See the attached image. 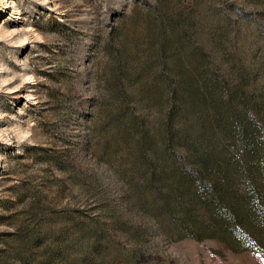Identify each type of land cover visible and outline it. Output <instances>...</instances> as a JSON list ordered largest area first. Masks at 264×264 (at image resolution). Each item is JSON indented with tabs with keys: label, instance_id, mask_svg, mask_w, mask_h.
<instances>
[{
	"label": "rangeland",
	"instance_id": "rangeland-1",
	"mask_svg": "<svg viewBox=\"0 0 264 264\" xmlns=\"http://www.w3.org/2000/svg\"><path fill=\"white\" fill-rule=\"evenodd\" d=\"M211 1L0 0V264H264V249L224 227L174 155H155L163 88L148 6L194 11L226 78L255 57L264 81L255 25L239 18L264 13V0H226L224 50ZM119 61L123 90L146 120L142 135L108 81ZM221 132L213 122L206 144L224 182L232 149ZM147 136L154 148L142 146ZM196 138L186 129L174 145ZM257 235L264 242V229Z\"/></svg>",
	"mask_w": 264,
	"mask_h": 264
},
{
	"label": "trees",
	"instance_id": "trees-1",
	"mask_svg": "<svg viewBox=\"0 0 264 264\" xmlns=\"http://www.w3.org/2000/svg\"><path fill=\"white\" fill-rule=\"evenodd\" d=\"M224 3L226 0L211 1L216 19L214 28L222 31L217 46L220 50H224ZM226 7L225 16L230 20L233 8ZM147 11L155 28L152 60L163 88L158 96L162 106L158 121L161 147L155 155H174L181 174L209 194L211 203L224 217V227L248 249L262 250L264 242L257 231L264 229V81L256 78V73L263 67L258 62L256 65L251 55V64L240 62L229 80L224 74V62L214 61L198 37L194 11L173 13L172 10L170 15V10L155 4L148 6ZM241 13L242 21L255 25L260 39L257 48L260 57H264V13ZM232 25L237 35L238 22ZM121 68L119 61L116 69L109 72L108 81L115 80L118 92L114 96L120 110L142 135L140 129L146 120L123 90ZM213 122L220 126L222 140L232 149L224 160V182L216 176V165L206 144ZM186 129L197 134V138L175 146L177 134ZM141 143L146 148L155 147L150 136ZM232 186H238L237 190Z\"/></svg>",
	"mask_w": 264,
	"mask_h": 264
}]
</instances>
